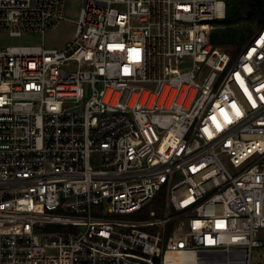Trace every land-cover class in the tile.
<instances>
[{
  "label": "built area",
  "instance_id": "1",
  "mask_svg": "<svg viewBox=\"0 0 264 264\" xmlns=\"http://www.w3.org/2000/svg\"><path fill=\"white\" fill-rule=\"evenodd\" d=\"M0 0V264H252L264 251V27L230 0ZM138 215L136 218H131Z\"/></svg>",
  "mask_w": 264,
  "mask_h": 264
},
{
  "label": "rangeland",
  "instance_id": "2",
  "mask_svg": "<svg viewBox=\"0 0 264 264\" xmlns=\"http://www.w3.org/2000/svg\"><path fill=\"white\" fill-rule=\"evenodd\" d=\"M80 2L71 0L67 10V15L70 19H76L79 14ZM239 0H230L227 8V17L234 15L237 12H241ZM238 31V38H250L255 34L259 27L255 23L248 21H241L236 25L229 27L224 26L219 32H226L228 29ZM75 31V25L70 21L63 22L55 30L47 33L44 38L40 35H25L20 38L11 37L7 34H0V49L7 46H33L40 45L43 42L48 48H61L68 43ZM249 38V39H250ZM248 39V40H249ZM247 40V42H248ZM243 47V46H242ZM242 47L239 45L226 47V51L230 53L238 52ZM138 215H134L131 218H136ZM252 264H264V251L262 249H255L253 252Z\"/></svg>",
  "mask_w": 264,
  "mask_h": 264
},
{
  "label": "trees",
  "instance_id": "3",
  "mask_svg": "<svg viewBox=\"0 0 264 264\" xmlns=\"http://www.w3.org/2000/svg\"><path fill=\"white\" fill-rule=\"evenodd\" d=\"M230 2V1H229ZM241 12L228 16L223 22V26L229 27L241 21L255 23L259 28L264 27V0H239ZM228 29V28H227ZM250 38H238V31L228 29L226 32H219L213 36L215 46L231 47L244 46Z\"/></svg>",
  "mask_w": 264,
  "mask_h": 264
}]
</instances>
